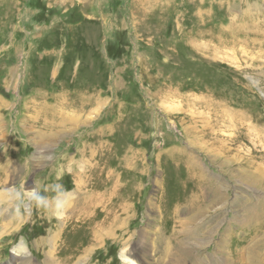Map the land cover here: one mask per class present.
Here are the masks:
<instances>
[{"label":"rangeland","instance_id":"1","mask_svg":"<svg viewBox=\"0 0 264 264\" xmlns=\"http://www.w3.org/2000/svg\"><path fill=\"white\" fill-rule=\"evenodd\" d=\"M33 183L62 216L6 198ZM88 194L110 225L67 253ZM20 237L27 264H264V0H0V264Z\"/></svg>","mask_w":264,"mask_h":264},{"label":"clouds","instance_id":"2","mask_svg":"<svg viewBox=\"0 0 264 264\" xmlns=\"http://www.w3.org/2000/svg\"><path fill=\"white\" fill-rule=\"evenodd\" d=\"M52 195H46L41 190L38 184L33 183V186L27 191L11 187L6 190V198L10 202H16L17 206L31 207L35 205L38 208L47 209L55 216H62L65 212L72 193L66 190L61 184H53L50 189ZM11 254L18 258V264H27L31 256L29 243L24 237H20L10 249ZM118 257L120 253H117ZM121 264H124L121 261Z\"/></svg>","mask_w":264,"mask_h":264},{"label":"bare ground","instance_id":"3","mask_svg":"<svg viewBox=\"0 0 264 264\" xmlns=\"http://www.w3.org/2000/svg\"><path fill=\"white\" fill-rule=\"evenodd\" d=\"M63 2V1H62ZM153 2V1H152ZM188 2V1H187ZM152 6V5H151ZM207 13V12H206ZM196 14V13H195ZM108 16V15H107ZM201 20V19H200ZM109 21V20H108ZM224 31V30H223ZM188 32V31H187ZM94 189V188H93ZM101 195V194H100ZM100 200V199H99ZM102 203V202H101ZM101 203L96 199L94 194H88L85 197H78V199L76 200V204H78V207L81 206L82 208L78 211L76 210L74 213L75 218H71L69 220H67V225L65 227V222H58V224H56V228L58 229L59 232L63 231V235L61 236V239L65 238V237H73L75 240V237L77 238L75 241V244H73L72 246H68L67 248V253H72L73 250H75L73 248V246L77 247L78 245L81 246V242H82V238H85L83 235H88L91 233V229L90 228H85L84 226V222L87 221V223L92 222L94 225V228H99V229H103L106 228L110 225V221L108 219H104L102 220L100 223L95 222L94 218L96 217V211L99 208V205H101ZM81 204V205H80ZM104 204V203H103ZM70 205L68 204L67 208ZM109 208V207H108ZM102 210V209H101ZM78 211V212H77ZM104 213V212H103ZM110 214V213H109ZM112 215V214H111ZM102 217V216H101ZM117 217V216H116ZM53 218V217H52ZM103 218V217H102ZM113 218V217H112ZM100 220V219H99ZM112 220V219H111ZM55 222V219L53 220ZM115 221V220H114ZM86 224V223H85ZM91 224V223H90ZM89 224V225H90ZM88 225V226H89ZM92 225V224H91ZM51 226V225H50ZM95 230V229H94ZM93 231V230H92ZM98 230H95L92 232L93 238L95 239V235H98L97 233ZM102 231V230H101ZM107 231V230H105ZM89 232V233H88ZM95 232V233H94ZM88 233V234H87ZM109 233V232H108ZM60 234V233H59ZM58 234V235H59ZM70 234V235H69ZM103 234V233H102ZM51 235V234H49ZM61 235V234H60ZM57 236V235H56ZM60 239V236H57ZM56 237V238H57ZM104 237V236H103ZM60 239V240H61ZM91 239V238H90ZM88 241V240H87ZM86 241V242H87ZM99 242V241H97ZM64 245V241L62 242ZM42 244L45 246L46 250H48V247L52 246L53 248H56L57 246L53 245L56 244L55 243V239L53 238V236H48L47 238H45V240L42 241ZM51 244V245H50ZM59 244V243H58ZM68 244V243H67ZM83 244V242H82ZM87 244V243H86ZM91 244V243H90ZM88 245V244H87ZM85 246V245H84ZM51 247V248H52ZM82 247V246H81ZM94 247V246H93ZM72 248V249H71ZM59 250V249H58ZM84 250V249H83ZM76 251V250H75ZM86 251V250H85ZM91 251V250H90ZM57 252V250L55 251V253ZM54 253V251H53ZM59 253V252H58ZM51 254V253H50ZM69 255H66V257ZM46 261L44 260V262H46L47 264H54L53 263V259L49 258L48 255L45 257ZM49 258V259H48ZM70 258V257H69ZM56 259V258H55ZM52 260V261H51ZM60 261V260H59Z\"/></svg>","mask_w":264,"mask_h":264}]
</instances>
